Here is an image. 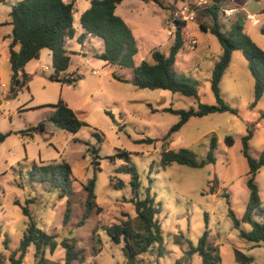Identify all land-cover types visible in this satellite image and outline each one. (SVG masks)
I'll return each mask as SVG.
<instances>
[{
	"label": "rangeland",
	"instance_id": "1",
	"mask_svg": "<svg viewBox=\"0 0 264 264\" xmlns=\"http://www.w3.org/2000/svg\"><path fill=\"white\" fill-rule=\"evenodd\" d=\"M161 1L166 9L154 2L134 0L128 8L119 6L116 14L127 22L135 37L139 50L135 65L151 61L154 50L168 54L177 28L181 29L184 46L177 54L174 70L179 79L196 87L197 98L136 87L134 70L96 58L104 44L91 39H65L71 63L60 78L71 81L50 79L55 75L53 58L49 49H43L39 58L25 67V87L12 94L5 39L11 32V8L0 4V134L11 133L0 143V253L6 259L19 248L29 225V217L23 214V208L28 207L36 226L54 236L44 254L52 264L64 260L61 243L65 239L74 240L84 254V262L78 259L73 264H202L199 254L191 255L190 251L206 232V247L216 249L220 264H242L237 252L251 258L249 264H264V246L242 239L229 216L231 209L242 218L249 202V164L242 154V138L252 134L249 151L254 158L264 151V93L254 105L255 80L243 52L236 50L220 81L221 96L235 113L193 117L169 139L161 140L180 118L164 112L165 108L197 110L200 104L217 105L211 80L224 53L210 32L213 17L206 12L209 0ZM90 2L79 0L75 39L81 34L80 16ZM219 23L227 36L232 29L241 30L264 51V0H226ZM60 101L84 123L81 129L70 132L46 122L43 128L30 131L53 114ZM213 138L217 143L214 163L201 168L177 163L161 166V154L166 150L187 148L205 160ZM147 139L159 141L142 142ZM119 150L130 154L128 165L112 160ZM40 161L71 166L69 193L61 195V189L32 178ZM129 165L139 174L140 197L144 198L150 187L160 204L157 218L164 235L162 248L154 243L135 258L126 254L123 237L117 244L109 233L110 228L128 222L134 233H143L132 202V173L123 170ZM91 180H95L94 205L85 219ZM120 182L122 188L117 186ZM256 182L264 206V167ZM255 220L264 224V216H255ZM242 228L250 231L252 227ZM40 258L32 246L23 264H39Z\"/></svg>",
	"mask_w": 264,
	"mask_h": 264
},
{
	"label": "trees",
	"instance_id": "2",
	"mask_svg": "<svg viewBox=\"0 0 264 264\" xmlns=\"http://www.w3.org/2000/svg\"><path fill=\"white\" fill-rule=\"evenodd\" d=\"M79 0H21L0 2L11 8V26L12 33L9 35L11 42L8 46L9 64L11 68V93L15 94L17 89H22L26 85L28 75L25 73V67L33 59H37L43 49H49L53 58L55 75L51 80L59 82L71 81L67 77L60 78V74L65 73L71 63L70 52L65 48V39H73L76 35L74 28L75 14L78 12L77 2ZM125 0H91L89 8L80 16V25L85 32L78 38L82 42L87 36L97 38L103 41L104 49L101 53H96L95 57L105 61L108 64L116 65L121 68H132L134 70L133 84L141 89L165 90L171 93H179L188 97H198L196 87L192 84L179 79L176 76L174 65L177 54L184 46L181 29L177 28L175 41L172 44L168 54L159 50L151 52V61L143 60L139 65H135L134 58L138 54V47L135 37L127 25V22L116 14L117 7ZM144 2H154L162 9H166L161 0H140ZM175 3L185 0H173ZM211 5L207 7L206 12L213 17V26L210 32L214 34L220 42L223 49V56L216 64L211 87L216 97L217 105L200 104L198 109L175 110L172 107L165 108L163 111L178 115L179 121L173 125L167 135L161 140L166 141L174 133L183 128L191 118H202L210 114L235 111L224 102L221 96L220 81L228 68L232 53L236 50L243 52L249 62V67L254 77V105L261 99L264 93V51L258 47L252 39L241 30L232 29L229 36L221 31L219 23L222 4L226 0H209ZM185 24V23H179ZM203 31H208L204 26ZM264 35V27L261 29ZM22 78V80H21ZM114 78L123 81L120 77L114 75ZM55 112L40 123L38 127H32L30 131L43 128L46 122L54 124L56 127L70 132H77L84 125L74 111L63 101L57 105ZM11 133L0 134V143L10 136ZM252 134L242 138V154L249 164L247 187L249 189V202L242 218H238L230 209L229 216L233 221L235 229L239 230L240 237L254 243L264 246V224L255 220V216H264V206L260 198L259 186L256 182V176L260 169L264 167V151L259 158H254L249 151V140ZM229 144L233 143L232 138L228 139ZM159 139H147L142 142L149 144L158 142ZM217 143L215 138L210 143V151L205 160H199L197 155L187 148L179 150H166L161 154V166L166 168L173 163L189 166L192 168H201L207 164L215 162L214 150ZM122 160L127 165L130 163V154L119 150L112 160ZM41 165H35V172L32 178L38 181L48 182L52 187L61 189V195L69 193L73 172L71 166L62 162L59 164L46 163L40 161ZM125 170L132 173L131 186L134 194L132 202L135 205V211L141 222L143 233H134L132 225L124 223L122 227L116 226L109 229V233L117 244L121 243V237L125 242L124 250L131 258L136 255L146 253L154 244L159 243L160 248L164 243V235L161 224L157 216L161 212L160 204L156 203V197L150 187L145 190L144 198H141V181L139 174L134 166L129 165ZM122 188L123 183L117 184ZM95 189V180H91L87 185L88 199L86 201L87 211L84 218L87 219L89 211L94 205L93 199ZM229 202V201H228ZM70 209L66 213V220L69 218ZM23 214L29 217V225L24 233L19 248L6 259L0 253V264H23L25 255L29 249L34 246L35 254L41 255L39 264H52L44 257L46 246H50L54 236L48 235L36 226L30 216L28 207L23 208ZM83 224V222L81 223ZM242 225H250V231L242 228ZM207 232L202 236L197 247L190 251V254L198 253L202 259V264H220V258L215 255L214 247H206ZM61 245L65 250L64 260L55 264H73L75 260L84 262V254L76 248L74 240L65 239ZM19 254V256H17ZM242 264L251 263L252 259L238 253Z\"/></svg>",
	"mask_w": 264,
	"mask_h": 264
},
{
	"label": "crops",
	"instance_id": "3",
	"mask_svg": "<svg viewBox=\"0 0 264 264\" xmlns=\"http://www.w3.org/2000/svg\"><path fill=\"white\" fill-rule=\"evenodd\" d=\"M136 1H140V0H136ZM132 2H134V0H125V1H123L119 6H126L127 8L129 7V6H132ZM2 2H0V4H1ZM4 4V3H3ZM78 4H79V1L77 2V8H78ZM118 6V7H119ZM117 7V8H118ZM123 7V8H124ZM126 8V9H127ZM249 17L250 18H252L253 19V21H256L257 19H255L254 18V14L252 15H250L249 14ZM74 21H75V19H74ZM80 27H81V31H80V33L82 34L83 32H85V30H84V28L80 25ZM74 28H75V26H74ZM76 29V28H75ZM12 33V26H11V32H10V34ZM9 33L6 35V37H5V39L8 41V46H9V44H10V42H11V39L9 38V35H10ZM81 34H80V36H81ZM75 37H76V35H75ZM75 37L73 38V39H70V40H78V37L75 39ZM85 39H91V40H96V41H98V42H100L102 45H103V42L100 40V39H97V38H91L90 36H87ZM67 40V39H66ZM77 42H79V41H77ZM67 43H66V41H65V48H67ZM103 49H104V47H102ZM141 63V62H140Z\"/></svg>",
	"mask_w": 264,
	"mask_h": 264
}]
</instances>
